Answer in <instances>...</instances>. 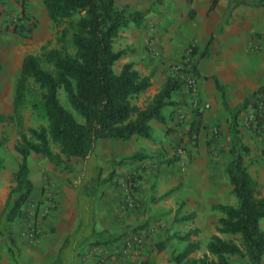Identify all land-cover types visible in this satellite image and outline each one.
I'll list each match as a JSON object with an SVG mask.
<instances>
[{
  "label": "crops",
  "instance_id": "0c3cea01",
  "mask_svg": "<svg viewBox=\"0 0 264 264\" xmlns=\"http://www.w3.org/2000/svg\"><path fill=\"white\" fill-rule=\"evenodd\" d=\"M261 1L116 0L118 7L129 5L144 13L140 24L131 22L114 41L115 50L127 49L114 66L116 72L132 62L141 73L152 75V86L135 102L147 106L169 76L180 81L181 88L173 94L172 103L161 109L165 121L151 119V137L135 134L129 139H101L89 155V163L66 169L32 153L29 165L34 189L22 217H33L39 232L35 238L22 236L23 218L12 221L4 213L0 218V264H174L172 253L187 244L179 235L190 230H199L192 239L202 244L194 257L207 252L206 244L214 234L240 238V234L218 232L225 214L213 206L238 204L227 174L235 142L237 148H247L245 165L264 193V132L249 129L245 119L264 87ZM18 4V0H0V12L4 15L6 7L15 12ZM44 6L43 0H23L18 9L26 15L27 8ZM10 34L7 43L0 32V80L3 73H11L0 89V110L12 113L13 90L25 51L21 44H14L15 33ZM189 46H194L201 101L210 107L189 113L183 122L178 115L188 109L184 76L171 73L170 66L182 59ZM180 143L186 149L182 159L177 148L170 158L169 152ZM182 161L186 162L184 172ZM12 167L7 156L0 157L1 172L14 173L18 167ZM130 177L135 182V205L125 207ZM7 181L2 174L0 213L16 185L14 180ZM52 201L55 208L50 207ZM192 212L195 217L184 220ZM260 226L264 229V217ZM162 242L165 248L159 250ZM248 261L247 256L229 258V264ZM259 264H264V255Z\"/></svg>",
  "mask_w": 264,
  "mask_h": 264
},
{
  "label": "trees",
  "instance_id": "16d2710c",
  "mask_svg": "<svg viewBox=\"0 0 264 264\" xmlns=\"http://www.w3.org/2000/svg\"><path fill=\"white\" fill-rule=\"evenodd\" d=\"M43 3L56 26L64 27L58 47L44 49L40 55L25 56L17 82L14 115L19 137L15 150L20 161L14 173L16 185L0 213V218L7 213V219L12 221L24 215L34 189L29 165L32 153L61 165L70 158H87L101 139H129L135 134L151 137V119L165 121L161 109L172 103L173 94L181 88V82L169 76L163 88L142 108L135 99L152 86V75L141 73L132 62L125 63L120 72L115 71V64L127 53V49L115 50V38L131 22L140 24L143 12L133 11L129 5L118 7L116 0H43ZM258 4L264 6V0ZM31 81L40 88L47 126H26L22 107ZM61 88L66 90L71 105L84 117V122H79L63 106L59 98ZM257 116L259 127L256 129L264 132V114L257 113ZM7 118L0 115V121ZM53 144L59 152L53 150ZM236 144L227 174L238 204H216L213 208L225 214L219 221L218 232L240 234V238L227 239L214 234L206 244L207 252L194 257L192 254L202 244L192 239L199 230H190L179 235L187 244L182 251L172 253L174 264H229L231 255L247 256L248 264L260 263L264 255V229L260 226L264 217V193L245 165L247 148L242 145L237 148ZM194 217L192 212L183 218ZM164 248V242L158 244L159 250Z\"/></svg>",
  "mask_w": 264,
  "mask_h": 264
},
{
  "label": "rangeland",
  "instance_id": "374dc122",
  "mask_svg": "<svg viewBox=\"0 0 264 264\" xmlns=\"http://www.w3.org/2000/svg\"><path fill=\"white\" fill-rule=\"evenodd\" d=\"M22 2L23 0H18L19 7ZM18 5L16 6L18 7ZM18 8H15V12H14V10L11 9L12 10L11 11L10 8L6 7V9L4 10L5 11L4 15H2V11L0 12V14L2 15L0 16V22H2L0 30L4 31V32L2 31L0 32L5 34V37H6L5 40L7 43H9L11 40L8 36H11L12 34L10 33L14 32L15 34L13 35L12 40L15 45L21 44L23 46L21 49H23V52L25 51L24 56L30 53L40 55L44 51V49H50L52 47L59 46L60 43L58 42V39L60 36L61 29L64 26L60 28L56 26L55 22L50 18L45 6L36 8V10H31V8L30 9L27 8L25 16L20 13V10ZM23 8H24V5H23ZM21 16L22 17L24 16V18L21 19L20 18ZM16 29H18L17 32H15ZM1 68H2V63H1ZM10 77H11V73L9 74L8 72L3 73L1 75L0 89L2 88L6 80L10 79ZM14 88L15 89L13 90V94H14L13 101L15 99V93H16V87ZM59 98L63 106H65L68 110H70L79 122L85 121L84 117L80 115L78 111L71 105L69 98H68V94L64 88H61L59 90ZM13 106H14V102H13ZM251 108L252 109L248 110V112L245 114L246 115L245 119L247 122H248V118L250 117V115L252 114L256 115L257 113L255 102H254V106H252ZM239 112L240 110L238 109L237 114L235 115H239ZM3 114L7 115L8 118L5 121H0V157H3L4 159H6V156H7L12 162V165H13L12 168H16L18 167V163L20 161V156L15 150V145L19 137L18 129H17V120L14 115V111L12 113H9L7 111L0 110V115H3ZM22 114L24 115L26 126H41V125L47 126L49 123L48 119L46 118L44 114L43 104L40 98V88L37 85H35L32 81L30 84V90L27 92L24 106L22 107ZM247 126L249 129H254L248 124ZM255 130H259V129L255 128ZM181 145L182 143L175 145L172 148L171 152H169V154L171 153V155L169 156L170 158L171 156L173 157L172 155L173 150ZM1 148H3L5 151L1 150ZM53 150L55 152H58L59 151L58 146L53 144ZM2 151H4L5 153ZM10 154L12 155L10 156ZM37 157H39L40 159H43L42 158L43 155L41 154H38ZM66 163L57 165L56 167L59 169H66L67 167L69 168L75 167L77 164H80V163L87 164L89 163V156L87 158H75V157L70 158V159H67ZM14 173L13 172L10 173L7 170L2 171V172L0 171V176L3 174V176H5L6 179L8 180L7 182H11L14 180ZM54 203L55 201L54 202L52 201V204L50 206L51 208H55L53 206ZM22 218H23L22 219L23 228H21L20 234L22 236H25L26 234L30 233L31 228L35 227L37 230V233L34 237H32V238H35L39 232L36 220L33 217L30 218L29 216H24ZM189 222L191 223L193 221H188V223Z\"/></svg>",
  "mask_w": 264,
  "mask_h": 264
},
{
  "label": "built area",
  "instance_id": "2783aa9c",
  "mask_svg": "<svg viewBox=\"0 0 264 264\" xmlns=\"http://www.w3.org/2000/svg\"><path fill=\"white\" fill-rule=\"evenodd\" d=\"M153 50L155 52V54H159V51L153 47ZM170 72L175 74V73H182L184 78V91H185V95L187 97V101H188V109H186L184 112L179 113L178 115V119L180 121L183 122H187L188 120V115L189 113H194L197 111H201L204 109H207L210 107L209 103H202L201 98H200V87H199V81L196 75V67H195V61H194V46H189L185 49L184 51V55L182 57L181 60L173 63L170 66ZM256 112L260 113L261 115L264 114V92H261L259 94H257L256 96ZM255 114L250 115V117L248 118V122L247 124L249 126H251L252 128H257L259 127V120H258V116ZM213 132L216 134L218 133V129L214 128ZM192 136H194L192 134ZM191 136V137H192ZM195 137V136H194ZM185 146L182 144L181 146L177 147V156H182L183 154L186 152L185 151ZM181 170L184 172L186 170V162L182 161L181 162ZM128 192L126 194L125 200H124V206L125 207H133L135 205V198L132 194V188H134L135 186V182L134 179L132 177L129 178L128 180ZM57 204H53V206L55 207ZM37 233V230L35 227L30 229V236L34 237ZM137 242V240H136ZM135 242V243H136ZM141 242L140 239H138V243ZM134 243V244H135ZM127 244V243H126ZM132 245L131 243H128V245Z\"/></svg>",
  "mask_w": 264,
  "mask_h": 264
}]
</instances>
